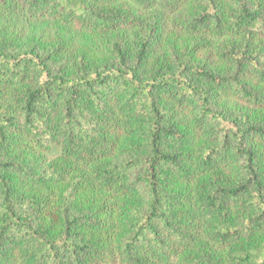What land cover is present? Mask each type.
I'll list each match as a JSON object with an SVG mask.
<instances>
[{"label": "trees", "instance_id": "trees-1", "mask_svg": "<svg viewBox=\"0 0 264 264\" xmlns=\"http://www.w3.org/2000/svg\"><path fill=\"white\" fill-rule=\"evenodd\" d=\"M0 264H264V0H0Z\"/></svg>", "mask_w": 264, "mask_h": 264}, {"label": "rangeland", "instance_id": "rangeland-1", "mask_svg": "<svg viewBox=\"0 0 264 264\" xmlns=\"http://www.w3.org/2000/svg\"><path fill=\"white\" fill-rule=\"evenodd\" d=\"M137 13L140 16H143L144 20L142 23L138 22L137 23L138 25L136 24L137 26L134 29H129L127 33L129 35H131L132 38L137 37V39H139V37L140 38L146 37L148 35V33L150 32L151 25H152L151 23H152L153 11H148L146 13H143L142 11H138ZM139 20H142V19H139ZM40 26H42V23H39V22H36L35 24H33V27L31 25L26 26L24 29L25 37H28L29 35L32 34V29H33V32L38 31ZM167 35L168 34L166 32L164 34H161V38L163 37L162 41H164V43H163L164 47H163V49L161 48V50H160V55L162 57L161 59L164 60L163 63L165 64L166 68H168L169 66L172 67L171 65H175L174 63L177 61L186 62L189 58L188 53L184 50V44L185 43L182 42V40L179 41V43H176L177 48H176V46L174 48H171V46L167 47V43L165 42L166 39H168ZM79 43H80L82 49L87 48V46L88 47L91 46V47H94L95 49H97L98 53H97V55L96 54L95 55L99 58H105V59L107 58L110 61L117 58L116 50L113 48L109 49L108 46L105 44H99L100 46L96 47L95 41L94 40L91 41L90 39H87L86 37H81V40L79 41ZM169 45H170V43H169ZM178 46H180V47L178 48ZM210 52H211L210 50H208L207 52H200L199 54H197L195 56V59L200 63H206L209 60H211V58H212L215 60L214 62L216 64L217 60L214 56H211L209 54ZM155 61L156 60H153V63ZM156 63H158V61ZM229 102H230L231 106L235 105L233 100H230ZM261 116H263V114ZM58 153H59L58 149L53 150V152L50 154L51 156H49V158H53V157L57 156ZM126 158H127V156L123 157V159H126ZM139 172H140L139 168L135 169V171L132 173V176H134V177L138 176ZM68 200H69V198H68ZM78 206H81V205H78ZM78 206H73L70 204V202H66L62 205L61 209H64L65 214L70 216L71 214L80 211V207H78Z\"/></svg>", "mask_w": 264, "mask_h": 264}]
</instances>
